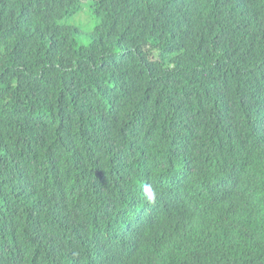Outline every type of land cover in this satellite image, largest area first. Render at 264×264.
<instances>
[{
    "label": "trees",
    "instance_id": "16d2710c",
    "mask_svg": "<svg viewBox=\"0 0 264 264\" xmlns=\"http://www.w3.org/2000/svg\"><path fill=\"white\" fill-rule=\"evenodd\" d=\"M0 264H264V0H0Z\"/></svg>",
    "mask_w": 264,
    "mask_h": 264
},
{
    "label": "rangeland",
    "instance_id": "374dc122",
    "mask_svg": "<svg viewBox=\"0 0 264 264\" xmlns=\"http://www.w3.org/2000/svg\"><path fill=\"white\" fill-rule=\"evenodd\" d=\"M88 7L90 8L88 4L83 5L81 8L83 9V11L79 13L71 21L73 25L77 26L78 28L82 30V33L86 34L85 36H82L79 38V42L82 45H86V46L89 43V37L87 36V34H90L91 32H93V30L95 29L97 25V20L94 19L93 13H91V11L89 12Z\"/></svg>",
    "mask_w": 264,
    "mask_h": 264
},
{
    "label": "clouds",
    "instance_id": "9594fccd",
    "mask_svg": "<svg viewBox=\"0 0 264 264\" xmlns=\"http://www.w3.org/2000/svg\"><path fill=\"white\" fill-rule=\"evenodd\" d=\"M144 191H145V193H146V195H147V197H148L149 200L154 199V197H155V193H154V191L151 189L150 186H145Z\"/></svg>",
    "mask_w": 264,
    "mask_h": 264
},
{
    "label": "bare ground",
    "instance_id": "6f19581e",
    "mask_svg": "<svg viewBox=\"0 0 264 264\" xmlns=\"http://www.w3.org/2000/svg\"><path fill=\"white\" fill-rule=\"evenodd\" d=\"M257 187V186H256ZM256 190V189H255ZM253 198V197H252ZM237 200V199H236ZM256 200V199H255ZM240 204H241V202H240ZM242 205V204H241ZM240 208V207H239ZM245 209V208H244ZM241 211V210H240ZM219 212V211H218ZM238 214V213H237ZM243 214V213H242ZM229 215V214H228ZM236 215V214H235ZM215 217V216H214ZM225 217V216H224ZM230 217V216H229ZM239 217V216H238ZM242 217V216H241ZM234 219V218H233ZM175 220V219H174ZM193 223V222H192ZM194 225V224H193ZM191 226V225H190ZM161 227H163V226H161ZM171 228V227H170ZM156 233V232H155ZM176 233V232H175ZM211 234H212V232H211ZM204 235V234H203ZM164 237V236H163ZM174 237V236H173ZM199 237V236H198ZM169 239V238H168Z\"/></svg>",
    "mask_w": 264,
    "mask_h": 264
}]
</instances>
